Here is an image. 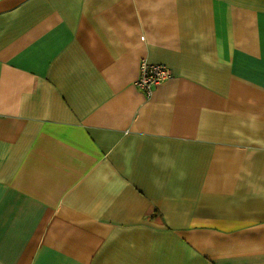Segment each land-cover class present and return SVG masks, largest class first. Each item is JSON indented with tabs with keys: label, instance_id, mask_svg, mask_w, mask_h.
Here are the masks:
<instances>
[{
	"label": "crops",
	"instance_id": "obj_1",
	"mask_svg": "<svg viewBox=\"0 0 264 264\" xmlns=\"http://www.w3.org/2000/svg\"><path fill=\"white\" fill-rule=\"evenodd\" d=\"M0 264H264V0H0Z\"/></svg>",
	"mask_w": 264,
	"mask_h": 264
},
{
	"label": "built area",
	"instance_id": "obj_2",
	"mask_svg": "<svg viewBox=\"0 0 264 264\" xmlns=\"http://www.w3.org/2000/svg\"><path fill=\"white\" fill-rule=\"evenodd\" d=\"M171 74L169 67L160 62H151L146 58L139 61V73L135 86L149 95L152 85L160 80L166 79Z\"/></svg>",
	"mask_w": 264,
	"mask_h": 264
}]
</instances>
